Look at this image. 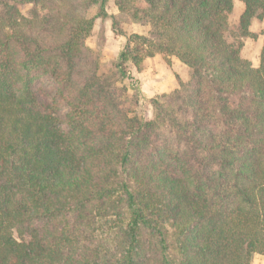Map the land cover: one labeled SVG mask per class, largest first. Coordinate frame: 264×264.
Instances as JSON below:
<instances>
[{"label":"trees","instance_id":"16d2710c","mask_svg":"<svg viewBox=\"0 0 264 264\" xmlns=\"http://www.w3.org/2000/svg\"><path fill=\"white\" fill-rule=\"evenodd\" d=\"M113 1L148 35L123 31L108 0H0V264H251L264 256V46L257 69L242 50L264 0H243L234 30V0ZM106 18L126 39L113 72L77 85ZM158 54L191 75L147 100L127 67Z\"/></svg>","mask_w":264,"mask_h":264},{"label":"rangeland","instance_id":"374dc122","mask_svg":"<svg viewBox=\"0 0 264 264\" xmlns=\"http://www.w3.org/2000/svg\"><path fill=\"white\" fill-rule=\"evenodd\" d=\"M19 8L23 16L27 18L32 16V4L19 5ZM98 11V8H94L81 12L86 18H91ZM107 11L110 16L114 15L118 18L120 28L123 31L148 35L149 27L128 21L125 15L120 14L113 0H108ZM243 11V0H234V10L229 19L232 30L236 29ZM250 31L252 37L244 39L242 56L251 62L253 68L257 69L260 66V55L264 46V20H254L251 24ZM125 41L126 39L124 37L118 36L113 32L110 18L97 19L90 37L85 42V55L87 56L88 54L87 57L92 58V61L86 62L84 59L86 56H82L83 58L79 61L80 66L76 71V84H81L82 80L94 71L103 80L110 77L114 69V63ZM127 69L130 75L140 82V94L147 100L157 97L161 99L162 97L171 95L179 87V82H188L191 75L189 68L180 63L176 58L165 57L160 54L146 59L140 71L131 63L128 64ZM109 82L112 84V86H109L110 90L123 98L126 97L128 101L135 93L129 87L128 83L116 82L113 79ZM52 83V79L46 81L50 91L53 88ZM136 113L143 119L149 120L153 118V108L149 102L138 107ZM251 264H264V256L259 254L254 255Z\"/></svg>","mask_w":264,"mask_h":264}]
</instances>
